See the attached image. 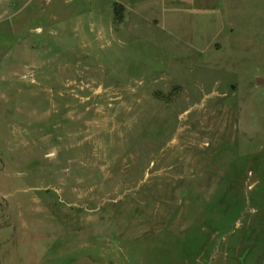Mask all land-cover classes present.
I'll return each mask as SVG.
<instances>
[{"label": "rangeland", "instance_id": "obj_1", "mask_svg": "<svg viewBox=\"0 0 264 264\" xmlns=\"http://www.w3.org/2000/svg\"><path fill=\"white\" fill-rule=\"evenodd\" d=\"M264 0H0V264H264Z\"/></svg>", "mask_w": 264, "mask_h": 264}, {"label": "water", "instance_id": "obj_2", "mask_svg": "<svg viewBox=\"0 0 264 264\" xmlns=\"http://www.w3.org/2000/svg\"><path fill=\"white\" fill-rule=\"evenodd\" d=\"M256 84L257 85L264 84V79H262V78H256Z\"/></svg>", "mask_w": 264, "mask_h": 264}, {"label": "crops", "instance_id": "obj_3", "mask_svg": "<svg viewBox=\"0 0 264 264\" xmlns=\"http://www.w3.org/2000/svg\"><path fill=\"white\" fill-rule=\"evenodd\" d=\"M164 1H165V3H166V2H171V0H164ZM173 1H175V0H173Z\"/></svg>", "mask_w": 264, "mask_h": 264}]
</instances>
